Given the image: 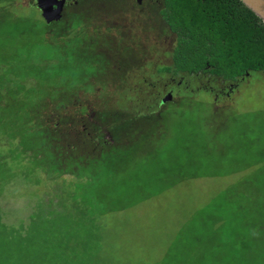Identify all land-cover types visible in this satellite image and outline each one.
I'll list each match as a JSON object with an SVG mask.
<instances>
[{
  "label": "rangeland",
  "instance_id": "rangeland-1",
  "mask_svg": "<svg viewBox=\"0 0 264 264\" xmlns=\"http://www.w3.org/2000/svg\"><path fill=\"white\" fill-rule=\"evenodd\" d=\"M134 4L120 16L122 20L115 15L108 19L103 9L94 13L82 10L78 15L82 26L75 36L72 18L60 28L48 30L34 6L7 5L12 18L0 20V130L15 134L19 122L26 121L27 106L38 96L49 94L43 89L28 90L34 79L16 85L21 77L44 72V65L35 69L30 63L16 62L18 58L31 54L56 57L58 47L80 36L73 44L80 48H69L76 67L68 73V88L72 89L69 94L74 90L76 95L57 109L48 97L51 107L45 115L51 124L56 123V129L73 130L66 145L70 153L95 157L100 154L98 145L108 143L118 158L106 157V164L121 162L109 182L92 195L88 192L86 200L104 213L95 221L100 227L97 236L86 237V230L92 226L89 223L77 228L79 239L74 245L81 264L245 261L251 252L244 247L250 249L251 245L233 238L238 225L222 221L231 207L221 202L225 195L231 201L264 195V74L254 73L231 99L218 102L217 107L211 94L204 91L194 92L192 97L182 91L183 98L176 94L162 107L158 118L145 119L139 117L142 109L118 106L119 91L132 90L140 79L150 80L151 74L156 75L155 64L168 60L165 53L175 37L155 18L147 1L141 6ZM44 40L58 47L53 49ZM3 61L8 62L1 64ZM8 65H12L9 69L14 75L6 72ZM156 76L154 81L160 84L162 78ZM52 82L62 84L58 78ZM90 86L94 90L89 91ZM24 100L27 104L21 105ZM110 106L120 114L115 130L111 129L113 123L107 121L110 126L99 116ZM85 119L90 124L87 130L83 129ZM61 123L67 126L60 128ZM1 134L0 210L9 226L19 227L29 222L42 200L47 204L51 200L56 207V194L76 178L68 173L55 181L40 170L33 173L15 160L23 151L14 157L15 153L8 150L14 139ZM81 136L91 141L89 149L81 146ZM135 143L137 148L131 151Z\"/></svg>",
  "mask_w": 264,
  "mask_h": 264
},
{
  "label": "trees",
  "instance_id": "trees-1",
  "mask_svg": "<svg viewBox=\"0 0 264 264\" xmlns=\"http://www.w3.org/2000/svg\"><path fill=\"white\" fill-rule=\"evenodd\" d=\"M7 5L11 4L0 1V20L4 16L12 18ZM163 6L162 17L176 37L172 64L155 71L162 78L160 84L154 81L156 75L153 73L149 76L150 80L140 79L138 86L132 90L119 91V97L115 101L118 106L126 110L142 109L141 115L148 116L159 104L161 88L168 83L170 74L178 77L180 74L197 75L205 71L227 80L239 79L247 72L264 74V21L242 0H163ZM46 43L53 49L58 47L50 42ZM73 44L74 38L71 37L67 47L61 46L55 50L56 57L31 54L16 61H22V65L30 63L35 69L44 65L43 75L21 77L15 82L19 87L23 82L34 79V85L28 90L34 92L43 89L49 94L38 96L33 105L27 106L26 121L19 122L15 127V134L1 130L0 134L11 141L14 139L8 150L15 153L14 157L23 151L15 160L33 173L37 174L40 170L55 181L69 173L75 176L76 181H70L63 186L62 193L56 194L59 198L56 207L52 206L51 200L48 204L42 200L39 210L27 224L9 226L0 210V264H81L74 245L79 239L77 228L87 223L92 225L85 232L89 239L97 236L100 231L95 221L104 211L96 209L86 198L89 196L88 192L92 195L102 184L110 181L121 162L113 160L106 164V157L112 155L113 158H118L114 148L108 143L101 142L102 145H98L100 154L95 157L70 153L66 145L73 130L56 129V123L51 124L48 114L45 115V110L48 111L51 107L47 102L48 97L55 104L53 108L57 109L61 105H67L76 95L74 90L69 94L72 89L68 88V73L74 69L73 66L76 67L69 50L75 49ZM5 62L8 61L1 64L6 65ZM9 66L12 65H8L6 72L14 75ZM56 78L62 84L53 83ZM92 90L94 87L90 86L89 91ZM17 97L18 94L15 98ZM18 100L17 98L16 101ZM24 103L27 104L26 100L21 105ZM110 107L99 116L102 122L113 123L114 128L111 129L115 130L120 114L113 109L114 106ZM82 109L85 112L87 108ZM87 122L85 119L88 129L90 124ZM76 123L79 126L82 124L79 118ZM65 126V123H61L60 128ZM82 134L81 130L80 135ZM81 138V146L89 149L88 146L92 144L89 143L90 140ZM137 145L135 143L130 150H135ZM77 181L79 182L75 184ZM231 199L226 195L222 197V205L231 207L229 215L222 217V221L238 225L233 238L250 244V249L244 248L246 252L252 253L251 255L249 252L250 258L234 264H264V195L242 197L240 201Z\"/></svg>",
  "mask_w": 264,
  "mask_h": 264
},
{
  "label": "flooded vegetation",
  "instance_id": "flooded-vegetation-1",
  "mask_svg": "<svg viewBox=\"0 0 264 264\" xmlns=\"http://www.w3.org/2000/svg\"><path fill=\"white\" fill-rule=\"evenodd\" d=\"M0 1H5L6 3L11 4V5L16 4L21 7L22 6L24 7L34 6L35 8L39 10L41 17L43 21L45 22V25L48 30L56 26L60 28L64 24L67 18H72L73 21H71V26L73 30L71 31H72L73 36H75L77 29H79V27L82 26V20L79 19L78 17V15H81L82 10L89 9V10H92L94 13L96 9H99V10L103 9L108 19H111L112 16L115 15L117 16L118 20H122V17L120 16H123V14L128 11V8H130L128 7L129 4L136 3L134 5L141 6L144 4L145 1L149 3L148 5H150L155 18L166 24V22L164 21L162 17V10L164 7L163 0H53V4H56L53 10L58 8L57 5L59 4L58 6H60V16L61 17L58 19H53L51 22H47L45 18L43 17L42 10L38 7V4H37L38 0H0ZM90 1H92V3L88 4ZM166 26L168 27L167 24ZM169 31L171 32L170 29ZM77 34L81 35L80 33H77ZM77 38L80 39L81 37L77 36L74 39V41L78 40ZM175 40H176V37H174L171 43L170 50L165 53V56L168 57V60L159 61L158 63H156L155 64L156 70L162 66H170L172 64V61H173L172 54H173L174 47H175ZM78 48L80 47L75 46V49H78ZM116 51L117 50H115V52ZM116 53L122 57L127 58L125 53H121V54H119L120 52H116ZM132 57L133 58L135 57L134 53ZM130 61L132 62L133 60H130ZM93 63L101 64V62L99 61H94ZM126 63H128L127 60H126ZM120 65L122 66V64ZM124 67H126V65ZM250 76H253V74L247 72L244 76H242L239 79L227 80L223 77L213 75L212 73L205 72V71L197 75L180 74L178 77L175 76L174 74H170L168 83H165L162 88V96L160 98V102L157 105V107L154 108L153 112L148 114V116L140 115L139 117H142L145 119H147V117H153V118L160 117L162 115V107L166 106L169 102H171V101H168L166 103H162V99L168 93L173 94V100H174L176 97V94H178L179 98H183L185 93L187 97H192L194 92L204 91L208 94H211L212 103L214 104V106L217 107L216 104L218 102L223 101L224 99H231L233 95L239 90L241 84L246 83ZM203 79H205L206 82H204ZM182 91L185 92L184 95L182 94ZM124 113L126 112L124 111ZM126 114L127 116L135 117V114H129V113H126ZM83 129L84 130L87 129L86 124L83 125Z\"/></svg>",
  "mask_w": 264,
  "mask_h": 264
},
{
  "label": "water",
  "instance_id": "water-1",
  "mask_svg": "<svg viewBox=\"0 0 264 264\" xmlns=\"http://www.w3.org/2000/svg\"><path fill=\"white\" fill-rule=\"evenodd\" d=\"M251 10H253L264 21V0H242ZM38 7L42 10V15L47 22H51L53 19L60 18V6L53 10L56 4H53V0H38ZM173 99V94L168 93L163 99L162 103H166Z\"/></svg>",
  "mask_w": 264,
  "mask_h": 264
}]
</instances>
